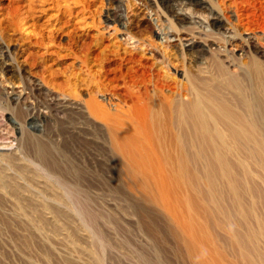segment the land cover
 <instances>
[{
  "label": "rangeland",
  "instance_id": "374dc122",
  "mask_svg": "<svg viewBox=\"0 0 264 264\" xmlns=\"http://www.w3.org/2000/svg\"><path fill=\"white\" fill-rule=\"evenodd\" d=\"M168 2L0 0V59L9 66L0 71V264H246L228 225L248 236L256 224L222 186L211 197L203 182L196 191L185 181L170 194L172 213L113 143L136 104L187 102L200 91L242 112L239 88L255 95V55L239 54L247 35L264 48V0ZM215 16L223 27L212 25ZM182 37L195 39L196 53L184 51ZM171 131L167 138L179 133ZM236 155L260 188L241 187L242 201L257 199L263 214L264 175Z\"/></svg>",
  "mask_w": 264,
  "mask_h": 264
},
{
  "label": "bare ground",
  "instance_id": "6f19581e",
  "mask_svg": "<svg viewBox=\"0 0 264 264\" xmlns=\"http://www.w3.org/2000/svg\"><path fill=\"white\" fill-rule=\"evenodd\" d=\"M168 1L163 0V3H169ZM186 1L207 7L204 0ZM221 21L220 17L215 16L212 25L223 27L225 23ZM182 39L187 40V43H182L185 52H197L195 39L187 37ZM241 48L239 55L247 51L255 55L249 66L253 76L249 88L255 95L252 98L248 97L246 94L248 87L239 88L241 101L246 105L245 111H235L222 100L215 102L210 95L194 91V97L187 102L174 101L173 104L159 102L162 105L131 106L132 120L121 121L120 124L124 129H116L112 138L113 143L125 153L133 170L142 174L140 180L142 189L172 213H176L177 207L171 201L170 194L175 187L181 186L185 181L197 186L196 191L201 190L200 185L203 182L206 187L202 192L211 197L219 193L222 186L225 195L233 198L238 213L247 220L255 221L256 224L249 230L248 236L236 231L233 225H228L232 240L241 248V257L246 264H264V249L260 250L258 245L260 239L264 240V213H259L257 199L246 207L240 191L241 187H244L250 194H255L260 188L253 180L251 165L249 166L245 159H240L243 157L239 159L235 157L236 153L240 152L247 159L254 160L255 166L264 175V133L261 128L264 124V60L258 57H264V48L258 47L254 37L249 35ZM6 65L7 63L0 59L1 72L9 69ZM12 86L10 92L6 91L16 99L18 93ZM251 115L257 116L259 121ZM172 124L179 133L167 138L168 133L173 134ZM170 146L175 147L178 153L169 151ZM166 164L176 165L179 170L170 173L165 168ZM194 165H203V167L201 170H196L193 169ZM233 169L238 170L240 177L235 176ZM150 180L155 183L154 189L149 184ZM188 202H191V199H188ZM260 206L264 208V196ZM185 227L190 233L185 242L196 258L197 250L190 243L192 223L187 221ZM200 228L205 232L203 239L212 240L208 226L202 223ZM252 251L259 255V260L252 257ZM200 264L207 263L201 260Z\"/></svg>",
  "mask_w": 264,
  "mask_h": 264
}]
</instances>
